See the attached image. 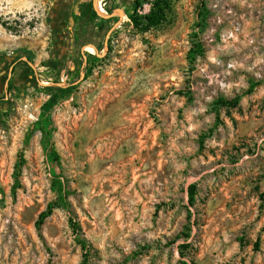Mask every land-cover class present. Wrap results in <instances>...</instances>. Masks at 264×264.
<instances>
[{
    "label": "rangeland",
    "instance_id": "rangeland-1",
    "mask_svg": "<svg viewBox=\"0 0 264 264\" xmlns=\"http://www.w3.org/2000/svg\"><path fill=\"white\" fill-rule=\"evenodd\" d=\"M133 1L0 0V264H264V0Z\"/></svg>",
    "mask_w": 264,
    "mask_h": 264
},
{
    "label": "trees",
    "instance_id": "trees-1",
    "mask_svg": "<svg viewBox=\"0 0 264 264\" xmlns=\"http://www.w3.org/2000/svg\"><path fill=\"white\" fill-rule=\"evenodd\" d=\"M135 8H137L139 5H140V2L138 0H134L133 1V4H132ZM155 7L158 8L159 5L155 4ZM99 11V9H98ZM158 11L159 9L155 12H153L151 15H148L146 16V27L143 28L142 31H148L151 27H153L154 25L158 24L159 23V19L157 18L158 17ZM93 14L94 16H96V13L93 11ZM132 19L135 21H137L138 19L135 17V16H132ZM137 23V22H135ZM202 52V49L201 48H198V52L195 51V50H191L190 52V57L192 60L195 59L196 55H198V53ZM57 101V98H55L54 96L49 100V102L47 103V106H53V104ZM223 104H227V105H232L233 107H236L238 104H239V99H235L234 101H231V102H228V101H222ZM58 183V191H59V197L57 198L56 201L52 202L49 206H48V209L46 212L42 213L41 216H40V220H39V224H42L45 219L52 214L53 210L57 207H59L60 205H63V204H67L68 203V200H67V197L69 195V192L65 191L64 193V189H63V186H62V182L61 180L59 179L57 181ZM196 188V184H191L189 186V190H190V203L193 205L194 204V193L193 191L195 190Z\"/></svg>",
    "mask_w": 264,
    "mask_h": 264
},
{
    "label": "flooded vegetation",
    "instance_id": "flooded-vegetation-1",
    "mask_svg": "<svg viewBox=\"0 0 264 264\" xmlns=\"http://www.w3.org/2000/svg\"><path fill=\"white\" fill-rule=\"evenodd\" d=\"M71 52H73L71 54ZM69 55L66 56V58H69L70 60H76L77 59V53L75 54L74 51H71ZM80 55H81V52H80ZM12 57V56H10ZM9 60V59H7ZM20 60V59H19ZM19 60H15L11 63V70L8 71L7 73H5V70L2 68L0 69V84L2 82V79L4 77H6V83L0 85V99H4L8 96V92L10 91V88H11V83H12V80L13 78L16 76L17 72V68L22 64H30L28 61H19ZM6 61V60H5ZM3 63V62H2ZM29 77H34L33 74H30ZM7 84V85H6ZM6 85V86H5Z\"/></svg>",
    "mask_w": 264,
    "mask_h": 264
},
{
    "label": "water",
    "instance_id": "water-1",
    "mask_svg": "<svg viewBox=\"0 0 264 264\" xmlns=\"http://www.w3.org/2000/svg\"><path fill=\"white\" fill-rule=\"evenodd\" d=\"M100 0H94V9L96 11L97 14H99V11H98V3H99Z\"/></svg>",
    "mask_w": 264,
    "mask_h": 264
},
{
    "label": "built area",
    "instance_id": "built-area-1",
    "mask_svg": "<svg viewBox=\"0 0 264 264\" xmlns=\"http://www.w3.org/2000/svg\"><path fill=\"white\" fill-rule=\"evenodd\" d=\"M104 0H100L99 1V5L101 6V5H103V7H104V9H105V11L107 10V3L106 2H103ZM147 1V0H146ZM107 13V12H106Z\"/></svg>",
    "mask_w": 264,
    "mask_h": 264
},
{
    "label": "crops",
    "instance_id": "crops-1",
    "mask_svg": "<svg viewBox=\"0 0 264 264\" xmlns=\"http://www.w3.org/2000/svg\"><path fill=\"white\" fill-rule=\"evenodd\" d=\"M99 8L101 9L100 5H99ZM73 19H74V21H76V18L75 17H73Z\"/></svg>",
    "mask_w": 264,
    "mask_h": 264
},
{
    "label": "bare ground",
    "instance_id": "bare-ground-1",
    "mask_svg": "<svg viewBox=\"0 0 264 264\" xmlns=\"http://www.w3.org/2000/svg\"><path fill=\"white\" fill-rule=\"evenodd\" d=\"M100 7H103V5H101ZM103 10V9H102Z\"/></svg>",
    "mask_w": 264,
    "mask_h": 264
}]
</instances>
